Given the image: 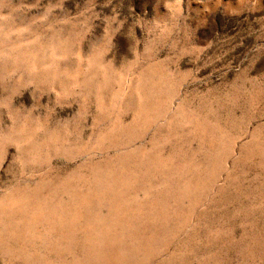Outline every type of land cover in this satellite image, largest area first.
<instances>
[{"label": "rangeland", "instance_id": "rangeland-1", "mask_svg": "<svg viewBox=\"0 0 264 264\" xmlns=\"http://www.w3.org/2000/svg\"><path fill=\"white\" fill-rule=\"evenodd\" d=\"M0 264H264V0H0Z\"/></svg>", "mask_w": 264, "mask_h": 264}]
</instances>
